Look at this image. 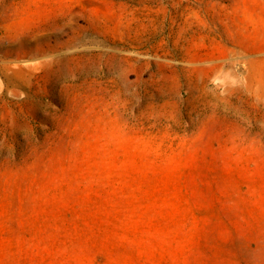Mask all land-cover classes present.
I'll return each instance as SVG.
<instances>
[{
  "label": "rangeland",
  "instance_id": "1",
  "mask_svg": "<svg viewBox=\"0 0 264 264\" xmlns=\"http://www.w3.org/2000/svg\"><path fill=\"white\" fill-rule=\"evenodd\" d=\"M0 264H264V0H0Z\"/></svg>",
  "mask_w": 264,
  "mask_h": 264
},
{
  "label": "bare ground",
  "instance_id": "2",
  "mask_svg": "<svg viewBox=\"0 0 264 264\" xmlns=\"http://www.w3.org/2000/svg\"><path fill=\"white\" fill-rule=\"evenodd\" d=\"M14 73H15V71H14Z\"/></svg>",
  "mask_w": 264,
  "mask_h": 264
}]
</instances>
